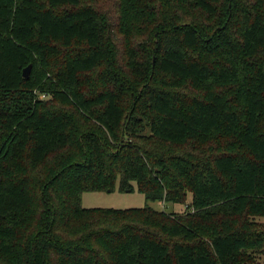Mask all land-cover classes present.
<instances>
[{
	"label": "trees",
	"instance_id": "16d2710c",
	"mask_svg": "<svg viewBox=\"0 0 264 264\" xmlns=\"http://www.w3.org/2000/svg\"><path fill=\"white\" fill-rule=\"evenodd\" d=\"M135 190L186 209L82 205ZM260 219L264 0H0V264H260Z\"/></svg>",
	"mask_w": 264,
	"mask_h": 264
},
{
	"label": "rangeland",
	"instance_id": "374dc122",
	"mask_svg": "<svg viewBox=\"0 0 264 264\" xmlns=\"http://www.w3.org/2000/svg\"><path fill=\"white\" fill-rule=\"evenodd\" d=\"M116 4L110 1L101 3L100 9L108 12L113 19H117L118 12L115 7ZM117 44L120 51H123L121 37L117 36ZM135 186V184H134ZM190 201V198L188 199ZM82 205L86 209H116L127 210L137 209L149 206L157 211L177 212L182 213L185 211L182 205L165 204L163 202H151L146 199L143 194L137 190L134 192H100V193H85L83 195ZM264 222V219H260ZM260 264H264V256L260 260Z\"/></svg>",
	"mask_w": 264,
	"mask_h": 264
},
{
	"label": "water",
	"instance_id": "95a60500",
	"mask_svg": "<svg viewBox=\"0 0 264 264\" xmlns=\"http://www.w3.org/2000/svg\"><path fill=\"white\" fill-rule=\"evenodd\" d=\"M30 72H31V67H28L27 69L24 70V78L28 79L30 76Z\"/></svg>",
	"mask_w": 264,
	"mask_h": 264
}]
</instances>
